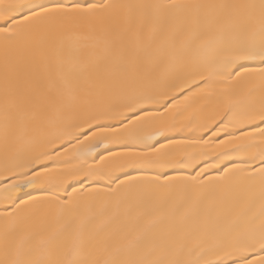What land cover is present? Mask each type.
I'll return each instance as SVG.
<instances>
[{
    "label": "snow or ice",
    "instance_id": "1",
    "mask_svg": "<svg viewBox=\"0 0 264 264\" xmlns=\"http://www.w3.org/2000/svg\"><path fill=\"white\" fill-rule=\"evenodd\" d=\"M0 264H264V0H0Z\"/></svg>",
    "mask_w": 264,
    "mask_h": 264
}]
</instances>
